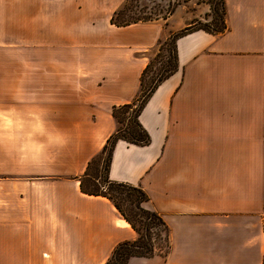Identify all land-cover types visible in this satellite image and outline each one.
Here are the masks:
<instances>
[{
	"label": "crops",
	"instance_id": "crops-1",
	"mask_svg": "<svg viewBox=\"0 0 264 264\" xmlns=\"http://www.w3.org/2000/svg\"><path fill=\"white\" fill-rule=\"evenodd\" d=\"M122 2L0 0L39 59L15 81L38 143L0 173V264H104L138 237L81 178L117 128L112 106L139 95L153 50L191 18L116 26ZM226 5L224 33L177 40L178 69L139 115L150 143L114 147L110 179L142 187L170 229L167 254L128 264H264V0Z\"/></svg>",
	"mask_w": 264,
	"mask_h": 264
},
{
	"label": "trees",
	"instance_id": "trees-1",
	"mask_svg": "<svg viewBox=\"0 0 264 264\" xmlns=\"http://www.w3.org/2000/svg\"><path fill=\"white\" fill-rule=\"evenodd\" d=\"M144 0H125L111 17V23L116 26H127L132 23L148 22L158 19L159 15L167 19L172 15L178 5L187 0H177L173 4L169 2L168 8L156 4L154 9L148 11V5L141 4ZM153 1L154 0H150ZM212 0H208V2ZM221 15L215 18L214 27L208 25L195 27V23L182 30L170 33L166 45H170L166 66L156 68L150 83L147 82V74L153 67L151 59L141 76V89L139 95L130 103L114 105L111 108L117 128L107 139L102 150L88 163L87 169L81 178V191L88 195L103 196L113 202L126 221L138 233L134 241H125L118 244L111 256L104 264H128L132 257H150L157 250L167 254L170 249V229L162 216L143 207L149 200V195L140 186L116 182L110 179L109 170L114 147L118 140H125L136 145H148L150 136L139 121V115L146 102L154 93L158 85L170 77L178 69L177 40L195 30H204L213 34L224 33L227 29V5L226 0H219ZM216 11H218L216 9ZM159 47V53L163 46ZM156 55L155 59L159 56ZM125 119L130 120V125L125 126ZM100 167L102 171H100ZM125 207L129 209L126 211Z\"/></svg>",
	"mask_w": 264,
	"mask_h": 264
},
{
	"label": "rangeland",
	"instance_id": "rangeland-1",
	"mask_svg": "<svg viewBox=\"0 0 264 264\" xmlns=\"http://www.w3.org/2000/svg\"><path fill=\"white\" fill-rule=\"evenodd\" d=\"M124 1L125 0H123V2ZM176 1L177 0H154L153 2L144 0L141 1V4L148 5V11H151L156 4L165 6L167 9L169 2L173 4ZM220 7L219 0H212L211 3L210 1L208 2V0H187L181 5H178L175 9V11H177L175 13L173 25H176L179 19L183 18L185 15L186 18H191V24L195 23V27L208 25L210 28H213L215 18H219L221 15ZM216 9L218 11H216ZM14 14L15 8L13 7L0 8V173L3 174H6L5 171L13 169L16 160L20 158L23 159L21 167H28L30 164L27 158L32 157L33 146L35 143H38V136L31 134L29 119L25 121L23 118L21 120L16 117V113L14 112L15 104L19 103V99H16L18 88H16L15 81L16 79H20L21 74L26 73L28 77L31 74V71L22 68L21 64H31L32 62L36 63L39 61L36 51L34 52L30 45H21L20 40L16 39V37L26 31H28L27 34H29V30L26 25H22L18 19L15 18ZM158 17L159 18L155 20H165L162 18V15ZM169 36L170 35H167L166 38L161 40L163 49L160 53L159 44L150 55V60H153V67L146 77L148 83L151 81L153 72H156V68H161L167 64V49L170 45H166V42ZM158 53L159 56L155 59ZM20 68L22 69L20 70ZM124 121L125 126L130 125V120L125 119ZM38 152L43 151L39 150ZM100 171H102L101 167ZM125 209L129 211L126 207Z\"/></svg>",
	"mask_w": 264,
	"mask_h": 264
}]
</instances>
